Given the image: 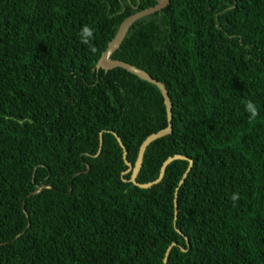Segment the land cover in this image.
Returning a JSON list of instances; mask_svg holds the SVG:
<instances>
[{
  "label": "trees",
  "instance_id": "16d2710c",
  "mask_svg": "<svg viewBox=\"0 0 264 264\" xmlns=\"http://www.w3.org/2000/svg\"><path fill=\"white\" fill-rule=\"evenodd\" d=\"M154 4L0 0V264H162L172 243L164 264H264V0H168L127 29L109 58L171 105L135 182L185 158L138 189L124 160L166 126L161 96L94 66Z\"/></svg>",
  "mask_w": 264,
  "mask_h": 264
},
{
  "label": "water",
  "instance_id": "95a60500",
  "mask_svg": "<svg viewBox=\"0 0 264 264\" xmlns=\"http://www.w3.org/2000/svg\"><path fill=\"white\" fill-rule=\"evenodd\" d=\"M168 3V0H155V4L151 7L142 9L140 11L135 12L134 14L126 17L119 25L118 28L113 36V38L106 44V47L104 49V51L101 53L100 57L98 58L94 68L95 70H102V71H107L113 68H119L122 69L132 75H134L135 77H137L138 79L145 81L151 85H154L156 87V89L158 90L161 99H162V104L164 107V113H165V123L166 126L161 129L158 130L155 133L149 134L138 146L137 148V152H136V158L134 163L131 165H129L125 160L124 163L126 165V170L124 172L121 173V175L124 174H129V177L127 179V182L130 183L132 186L138 188V189H147L148 187H150L151 185H154L156 183H158L163 175V171L166 167V165L168 163H170L173 160H185L184 157L180 156V155H173L171 157L166 158L163 163L161 164L160 168H159V172H158V176L157 178L152 181L151 183H146V184H142L139 185L135 182V177L137 175V172L139 170L140 167V163H141V159H142V154L144 149L147 147V145L149 143H151L152 141H154L157 138H160L162 136H165L167 134H169L170 132V102L169 99L167 97V93L163 87V85L159 82H157L156 80L152 79L151 77H149L145 72H143L140 69L135 68L134 66H131L129 64H126L124 62L121 61H117V60H111L109 57L110 55L117 49V47L119 46V44L121 43L125 33L127 32V29L138 19L146 16V15H150L156 12H159L161 9H163ZM98 142L100 144V134L98 135ZM117 139V138H116ZM118 142V140H117ZM97 150H99V145ZM125 154L124 152L122 153V157L124 158ZM187 160V159H186ZM188 161V165L186 170L184 171V173L182 174L178 185H180L183 181V179L185 178L190 166H191V162L189 160ZM88 171V166L86 165V170L84 173H86ZM74 177V176H73ZM72 177V178H73ZM174 208H176L175 205V196L173 197V212H174ZM175 215V214H174ZM175 244L172 243L170 244L167 249L164 252L163 258H162V264L165 263L166 261V256H167V252L169 251L170 247L174 246Z\"/></svg>",
  "mask_w": 264,
  "mask_h": 264
},
{
  "label": "clouds",
  "instance_id": "9594fccd",
  "mask_svg": "<svg viewBox=\"0 0 264 264\" xmlns=\"http://www.w3.org/2000/svg\"><path fill=\"white\" fill-rule=\"evenodd\" d=\"M79 36L81 43L89 45L90 49L94 52L95 48H92L91 46V40L94 37V30L88 25H83L80 29ZM245 111L249 113L250 120H254L259 115L256 105L251 100L245 102ZM231 199L233 202L237 201L239 199V194L234 193Z\"/></svg>",
  "mask_w": 264,
  "mask_h": 264
}]
</instances>
